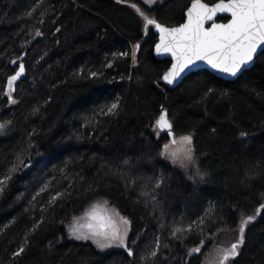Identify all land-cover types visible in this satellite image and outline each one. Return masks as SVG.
<instances>
[{
  "label": "trees",
  "instance_id": "16d2710c",
  "mask_svg": "<svg viewBox=\"0 0 264 264\" xmlns=\"http://www.w3.org/2000/svg\"><path fill=\"white\" fill-rule=\"evenodd\" d=\"M190 2L0 0V122H11L0 134V180L11 177L0 192V264H204L241 215L264 202V54L234 80L198 69L170 88L160 80L170 60L153 54L156 29L145 32L131 7L170 27ZM23 53L25 76L11 104L6 80ZM117 98L115 114H101ZM162 108L175 137L192 134L204 180L161 155L170 140L153 127ZM100 200L131 222L133 257L68 235L73 218ZM189 224L183 241L171 236ZM157 237V256L141 259ZM201 240V252L188 256ZM228 264H264V213Z\"/></svg>",
  "mask_w": 264,
  "mask_h": 264
},
{
  "label": "snow or ice",
  "instance_id": "6c2138e0",
  "mask_svg": "<svg viewBox=\"0 0 264 264\" xmlns=\"http://www.w3.org/2000/svg\"><path fill=\"white\" fill-rule=\"evenodd\" d=\"M121 2V0H118ZM144 4L151 5L155 0H143ZM131 7L140 15L143 20L144 30L148 31L149 26H154L160 33V41L155 45V51L158 55H170L172 58L171 66L163 72L160 80L168 85L173 84L182 73L187 69L195 66L198 62L206 63L212 69L233 77L241 74L246 66L254 63V58L260 54H264V0H216L214 3H206L204 0H191L190 7H187L185 13L186 19L183 23L176 27H165L159 23L154 17L149 16L137 4H131ZM219 13H227L230 18L226 23L217 22ZM60 31L59 28L56 29ZM43 33L37 29L35 36L40 37ZM137 44L133 48L132 59L136 63L135 52L139 49ZM125 56L127 53H120ZM16 63L15 60L12 61ZM25 65L19 64V70L14 75L8 77V100L9 103L15 104L12 98L13 83L24 73ZM98 73L92 72L93 78ZM212 92L213 89H209ZM119 108V98L110 105H106L101 109V114H115ZM38 111V109H37ZM166 109L162 108L159 117L155 120L153 127L160 130H168V135L172 136L171 143H179L182 145L179 150H170L169 144L163 146L162 156L172 159L173 163L179 162L182 167L191 172L190 178L195 182L204 180L207 173L201 171L197 164L194 151L192 148L193 137L191 134L183 135L176 140L172 129L173 125L167 118ZM11 122H0V134H2L7 125ZM240 135L246 136L247 133L241 132ZM17 169L13 166L10 172ZM10 175H6L0 180V192L4 191V184ZM163 184V179L158 180L152 192ZM47 185L41 188L44 191ZM152 192L144 191L142 196L155 201V195ZM62 194L57 193L52 197L50 204ZM107 202L93 204L83 217L77 218L69 227V236L77 240H92L100 249L110 248L113 246L126 250L129 257L134 256L133 248L129 245L128 232L130 221L126 217H122L118 212L109 210ZM214 208V205L212 206ZM264 213V202L260 203L255 212L250 215H241L238 225V236L235 242L231 243L227 248H216L218 254V264H228L230 259L239 255L242 245L245 244V233L249 225L257 221V218ZM196 223V221H193ZM205 221L200 218L198 227L203 231ZM192 224L187 228L175 227L171 232L174 239L183 241L185 232H191ZM133 245L135 240L131 242ZM204 241L201 240L200 246L189 250L188 256L194 253H200ZM160 239L157 237L155 248L150 251L147 256L141 259L154 260L160 250ZM168 247V245H164ZM24 251L21 247L14 255L19 256Z\"/></svg>",
  "mask_w": 264,
  "mask_h": 264
},
{
  "label": "rangeland",
  "instance_id": "374dc122",
  "mask_svg": "<svg viewBox=\"0 0 264 264\" xmlns=\"http://www.w3.org/2000/svg\"><path fill=\"white\" fill-rule=\"evenodd\" d=\"M185 135H188V134H185ZM192 135V134H191ZM183 136V135H182ZM181 136H178V137H175L176 138V140L177 141H179V138H180ZM171 140L172 139H170L167 143H165V144H169V146H170V150H179V149H181V147H182V145H180L179 143H176V144H172L171 143ZM164 144V145H165ZM163 145V146H164ZM192 148H193V144H192ZM162 151H163V149H162ZM164 157V159H166V160H168L169 162H171V163H173V161H172V159H170L169 157H167V156H163ZM174 164H180L179 162H176V163H174ZM103 203V202H105V200H100V201H97L96 203ZM96 203H93V204H96ZM93 204H91L89 207H87L80 215H78V216H75V218H73V220H72V222H70V224H69V226H68V235H69V227L73 224V222L77 219V218H80V217H83L84 216V214L88 211V210H90V208L92 207V205ZM107 208L111 211V210H114L115 212H118L119 213V211L117 210V209H115L113 206H111V205H109L108 203H107ZM119 215L120 216H122V217H126V216H124V215H122L121 213H119ZM127 218V217H126ZM128 219V218H127ZM129 220V219H128ZM129 233H130V225H129V232H128V236H129ZM237 236H238V226H237V228L232 232V233H229V234H225V235H223L221 238H220V240H218V245H216L212 250H211V252H210V254L207 256V259H205L206 261L204 262V264H218V254H217V252L215 251V249L216 248H227V247H229L230 246V244L231 243H233V242H235V240H236V238H237ZM71 237V236H70ZM71 238H74V237H71ZM75 239V238H74ZM83 241H89V242H91L92 244H94L95 245V243H93V241L92 240H83ZM96 246V245H95ZM97 247V246H96ZM98 248V247H97ZM111 248H119V247H116V246H113V247H110V248H105V249H100V248H98L99 250H101V251H105V250H108V249H111Z\"/></svg>",
  "mask_w": 264,
  "mask_h": 264
},
{
  "label": "water",
  "instance_id": "95a60500",
  "mask_svg": "<svg viewBox=\"0 0 264 264\" xmlns=\"http://www.w3.org/2000/svg\"><path fill=\"white\" fill-rule=\"evenodd\" d=\"M216 2V1H215ZM214 3V2H213ZM190 4H191V2H190ZM190 4H189V6L188 7H190ZM186 11H187V9L185 10V13H186ZM219 16H222V17H226L227 19H229L230 18V15L229 14H227V13H219L218 14V17ZM185 19H186V15H185V17H184V20H183V22L185 21ZM182 22V23H183ZM217 22H219V23H226L227 22V20L226 21H217ZM181 24V23H180ZM179 24V25H180ZM176 26H178V25H176ZM176 26H170V27H176ZM155 32H156V34H157V39H156V42H155V44H154V46H153V54H154V56H155V58H157V59H163V58H166V59H169L170 60V65H169V67L171 66V61H172V58H171V56L170 55H158L157 53H156V51H155V45L157 44V43H159V41H160V33H159V31L156 29L155 30ZM261 52V50H258V54ZM24 56H25V53H23L22 55H21V57H20V59H23L24 58ZM254 60H255V58H254ZM20 63H23L24 64V62L23 61H21ZM19 63V64H20ZM12 65H14L13 63H12ZM25 65V64H24ZM253 64H250V65H248V66H246V69L245 70H247L248 68H250L251 66H252ZM198 69H206V70H208V71H210L211 73H213L214 75H216L217 77H220V78H222V79H225V80H234V79H236L240 74H238L236 77H233V76H230V75H227V74H224V73H220V72H218V71H216V70H214V69H212L210 66H208L206 63H203V62H198L195 66H193V67H191L190 69H187L184 73H182L181 74V76L173 83V84H171V85H168V84H166L165 82H163L166 86H168V87H174V86H176L177 84H179L180 83V81L187 75V74H189L190 72H192V71H196V70H198ZM19 70V66H18V68H17V70L16 71H18ZM167 70V69H166ZM15 74V73H14ZM13 74V75H14ZM25 76V71H24V73L13 83V87H14V85L16 84V83H18L23 77ZM160 130V129H159ZM160 131H162V132H166L167 134H168V130H160ZM170 137V139H172L173 137L172 136H169Z\"/></svg>",
  "mask_w": 264,
  "mask_h": 264
},
{
  "label": "flooded vegetation",
  "instance_id": "af4514ba",
  "mask_svg": "<svg viewBox=\"0 0 264 264\" xmlns=\"http://www.w3.org/2000/svg\"><path fill=\"white\" fill-rule=\"evenodd\" d=\"M20 57L21 56H19V58L17 57L16 59H13V60H15L16 61V63L14 64V65H12V61H11V65H12V67H13V73H12V75L16 72V70H17V68H18V66H19V63L22 61L21 59H20ZM15 88V85H14V87H13V89ZM8 89V83H7V80H6V86H5V90H7Z\"/></svg>",
  "mask_w": 264,
  "mask_h": 264
}]
</instances>
